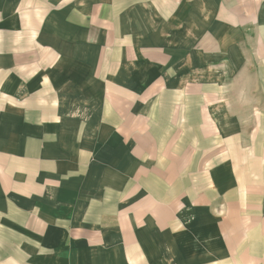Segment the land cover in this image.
I'll use <instances>...</instances> for the list:
<instances>
[{
    "label": "crops",
    "instance_id": "1",
    "mask_svg": "<svg viewBox=\"0 0 264 264\" xmlns=\"http://www.w3.org/2000/svg\"><path fill=\"white\" fill-rule=\"evenodd\" d=\"M0 264H264V0H0Z\"/></svg>",
    "mask_w": 264,
    "mask_h": 264
}]
</instances>
